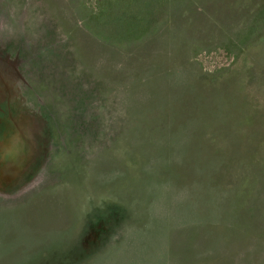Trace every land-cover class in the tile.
Masks as SVG:
<instances>
[{
  "label": "rangeland",
  "instance_id": "rangeland-1",
  "mask_svg": "<svg viewBox=\"0 0 264 264\" xmlns=\"http://www.w3.org/2000/svg\"><path fill=\"white\" fill-rule=\"evenodd\" d=\"M0 264H264V0H0Z\"/></svg>",
  "mask_w": 264,
  "mask_h": 264
},
{
  "label": "water",
  "instance_id": "water-1",
  "mask_svg": "<svg viewBox=\"0 0 264 264\" xmlns=\"http://www.w3.org/2000/svg\"><path fill=\"white\" fill-rule=\"evenodd\" d=\"M21 157L20 155L18 157H16V160L9 163L4 170H6L5 172H7L6 178L10 179L11 177H13L15 175V172L17 170V167L19 165V161H20ZM6 173H3V175Z\"/></svg>",
  "mask_w": 264,
  "mask_h": 264
},
{
  "label": "trees",
  "instance_id": "trees-1",
  "mask_svg": "<svg viewBox=\"0 0 264 264\" xmlns=\"http://www.w3.org/2000/svg\"><path fill=\"white\" fill-rule=\"evenodd\" d=\"M243 177H244V176H242V178L240 177V178L237 180V182H238V186H239V187L242 186V184L245 183V182L247 183V186H249V185L255 183V178H252V179H249V180L246 178V179H245V182H244V181H243ZM244 178H245V177H244ZM247 180H248V181H247ZM247 186H246V188H249V187H247ZM250 187H251V186H250ZM236 193H239V192H236ZM252 199H253V198H252ZM249 203H250V205H251V204H253V201L251 200V201L248 202L247 204H249ZM250 211H251V210H250ZM244 213H245V214H248L249 212H248V211H243L242 215H243ZM250 213H252V212H250ZM239 219L241 220L240 217H239Z\"/></svg>",
  "mask_w": 264,
  "mask_h": 264
}]
</instances>
